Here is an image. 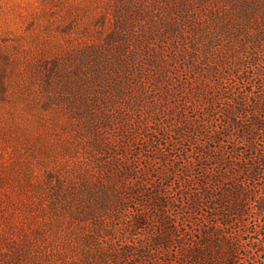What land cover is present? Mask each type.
Listing matches in <instances>:
<instances>
[{"label":"rangeland","instance_id":"obj_1","mask_svg":"<svg viewBox=\"0 0 264 264\" xmlns=\"http://www.w3.org/2000/svg\"><path fill=\"white\" fill-rule=\"evenodd\" d=\"M261 81L264 0H0V264H179L221 219L189 208L211 165L179 111L211 123L216 103L222 127L236 96L210 94L232 87L254 91L243 120L263 116ZM169 158L190 168L167 179ZM252 184L243 223L224 228L242 231L238 264H264V176ZM145 193L168 201L164 216ZM163 219L178 239L165 248Z\"/></svg>","mask_w":264,"mask_h":264},{"label":"trees","instance_id":"obj_2","mask_svg":"<svg viewBox=\"0 0 264 264\" xmlns=\"http://www.w3.org/2000/svg\"><path fill=\"white\" fill-rule=\"evenodd\" d=\"M113 38L114 35H111L112 40ZM109 71L113 72L114 70L109 68ZM241 79L246 84H253L250 73L247 76H241ZM262 83L264 82L261 81L260 84ZM227 89H230V91L222 89L217 96L210 94L211 98L214 99L213 102L223 99L225 92L230 93L232 91L236 96V99H232L231 103H228L227 107L221 111L226 120L222 127L218 126L219 115L216 103L204 105V110L212 117L211 123L206 122L199 116L189 117L185 109L179 111L181 117L185 118L184 124L188 129L181 136L185 138L189 131H191L190 133L193 131V134L197 136H203L206 141L200 143L199 150L207 157L209 162H201V167L207 169L209 163L211 165V170L202 171L201 176L196 180L202 190V196L197 193L191 195L189 208L191 211H195L204 203L214 210L210 218L217 217L218 219L221 217L219 221L215 220L207 230H203L201 237L194 240L192 246L182 247L181 255L183 258L179 264H238L239 234L242 231L230 240L224 228L226 225L233 224L235 220L243 223L246 214H248L249 202L257 194L256 188H260L252 182L260 179L262 175L264 176V114L263 116L253 114L243 120V116H246L247 112L246 104L251 99L249 94L254 93V91L246 90L242 92L240 90L236 92L235 88L232 89V87H227ZM254 103V106L260 109V104H264V95L257 96ZM209 124H212L211 129L208 127ZM235 137L238 138V141L233 142L231 139ZM211 141L218 142V145L213 147L210 145ZM163 144L167 146V151L174 147H170L171 145L166 142ZM242 144L246 147H242ZM158 159L166 163L168 157L161 155ZM169 163L171 165L168 164L167 166H173V169L167 168L164 173L168 174L167 179H172L174 175L176 176V171L181 164L176 165L172 158H169ZM189 166L182 165L181 167L188 171ZM119 170L122 177L131 176L133 173V169L125 162L120 163ZM190 183L185 185L186 188L192 189ZM125 189H128L132 196L142 191H136L132 187H126ZM183 192L190 195L191 191ZM145 194L150 196L145 204L156 207L159 216H164L163 208L168 204V201L150 193ZM262 211H264V198L258 202L257 207V212ZM141 216L136 218L135 221L138 227H142L147 223ZM176 232V229L170 226V222L163 219L162 230L154 235L153 244L164 248L170 247L173 242H178ZM258 232L264 234V225L259 227ZM126 251L128 253L130 249L127 248L124 255H126ZM137 251L139 256L145 252L141 249Z\"/></svg>","mask_w":264,"mask_h":264}]
</instances>
